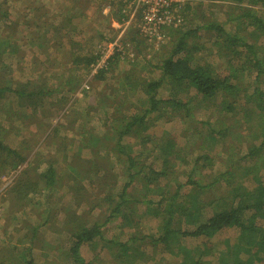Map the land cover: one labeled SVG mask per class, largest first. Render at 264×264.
Instances as JSON below:
<instances>
[{"label":"trees","instance_id":"1","mask_svg":"<svg viewBox=\"0 0 264 264\" xmlns=\"http://www.w3.org/2000/svg\"><path fill=\"white\" fill-rule=\"evenodd\" d=\"M208 1L218 6L216 2L220 0ZM226 1L232 2L228 7L234 9V13L228 9L225 19L203 15L200 22L194 24L195 21H187L184 13L186 21L181 26L166 30L168 40L166 38L161 46L155 45L157 49L152 56L144 55L147 64L139 69L131 63L133 66L116 77L117 85L110 86L114 95H103L100 105L106 114L111 108L107 117L110 127L104 130L103 136L91 134L90 138L82 139L79 151H75L73 156L76 164L72 165V160L67 166L72 173L79 172L73 180L80 176L81 181L115 167L113 160L107 161L110 162L109 165L106 163L107 169L98 164V157L105 160L109 155L102 156L97 149L90 148L87 143L93 140L118 154L116 160L124 164L126 181L115 194L117 174L114 173L115 180L105 181L108 189L100 200L92 198L84 183L78 186L68 184L74 196L78 192L83 195L80 201L76 199L78 205L84 201L93 210H100V217L92 220L76 213L71 229V246L66 252L69 264H92L81 253L83 244L93 243L97 237L104 239L102 229L118 220L121 228L135 229L125 241L104 239L112 250L113 260H118L119 264H133L137 258L144 259L146 256L140 252L137 243L145 239L151 240L154 246L161 245L166 252L179 254L178 264H264V15L258 10V7L264 8V0ZM190 6L191 3L186 4L185 10ZM121 8L117 9L120 14L117 21L120 23L127 18L124 13L126 5ZM211 12L215 10L211 9ZM45 26L48 32L55 24L45 22ZM47 32L42 38L43 44L52 41L48 39ZM204 36H207V41H202ZM136 37L137 31L131 39ZM126 39L127 36L123 40ZM69 43L72 51L65 64L72 69L88 70L102 57L101 51H84L77 42L71 40ZM146 48H137V52L142 55ZM6 51L7 47L0 48V57ZM123 54L124 51H117L107 63L116 64ZM1 64L2 60L0 68ZM106 67L107 64L98 69L95 77L104 79ZM7 68L5 65L0 71L4 77L0 76V97L14 94L21 100V106L29 107L27 102L37 104L39 98L54 93L47 84L37 87L34 85L37 83L32 81H3ZM143 69L151 74L158 71L159 76H147L141 73ZM74 82L68 79L60 86H71ZM164 84L170 86L169 92L166 97H161L159 91ZM137 93L143 95L133 100ZM203 108L213 109L216 121L198 119L197 112ZM176 116L187 122L181 132L185 139L183 144L171 133L162 136L149 133L157 120L170 121ZM72 129L73 126L67 128L62 123L50 124L49 129L61 135V145L55 150L66 151V160L72 158L69 147L73 145L74 138L63 132ZM127 138H133V141H126ZM138 145L141 148L137 149ZM244 146L246 150H243ZM85 148H90L94 157L78 162ZM0 152L13 155L20 162L30 154L28 151L27 156H22L18 149L9 148L1 141ZM83 162L90 163L89 170ZM62 164L58 159H48L46 169L37 171L35 175L43 177L42 183L23 180L27 174L24 169L19 183L14 184L9 193L11 197L14 195L13 206L20 207V204L30 202L32 196L43 192L40 191L41 186L43 190L55 187L57 176L65 169H61ZM94 180L88 182L93 183ZM141 207H144L143 211H140ZM143 215L157 220V235H141L139 228ZM229 228L238 230L241 242L232 244L229 252L222 253L218 263L205 260L204 256L210 250L208 245L203 250L201 246L189 248L180 242L181 237L187 236L211 239ZM242 249L248 253L245 259L240 256ZM32 256L33 245L30 243L21 254L11 255L14 262L9 264H34ZM226 256L231 259L226 260ZM0 264H5L1 257Z\"/></svg>","mask_w":264,"mask_h":264},{"label":"rangeland","instance_id":"2","mask_svg":"<svg viewBox=\"0 0 264 264\" xmlns=\"http://www.w3.org/2000/svg\"><path fill=\"white\" fill-rule=\"evenodd\" d=\"M124 1L126 0H0V12L4 13L0 15V40L2 41L0 48L3 50L7 47L5 54L0 57L2 60L0 71L4 69L5 65L8 67L3 81L21 83L32 81L37 83L34 84L37 87L47 84L49 88L54 89L53 94L42 99L39 98L40 101L37 104L27 102L30 108L25 105L21 106V100L14 94L7 93L0 97V141L8 145L9 148L18 149L22 156H27L28 151L30 153L24 162H20L18 158L14 159L13 155L0 152V257L5 264L14 262L10 258L11 255L21 254L24 247H29L30 243L33 245L34 264H69L66 252L71 246V229L76 213L83 214L85 219L92 220L100 217V210L98 208L93 210L84 201L78 205L76 199L80 201L83 195L78 192V195L74 196L73 192L68 189V184L72 183L78 186L84 183L89 193H92V198L97 197L100 200L104 191L108 189L105 181L115 180L114 173L117 174L115 194L120 191L126 181V176L123 173L124 164L116 160L118 154L112 149H104L101 143H96L93 140L87 143L90 148L97 149L102 156L106 153L109 155V158L105 159L106 161L102 157H98V164L107 169L106 163L109 165L113 160L115 167L108 168L112 172L103 171L100 175L96 173L92 175L91 179L83 181L80 180V176L73 180L79 172L72 173V169L67 166L68 161L73 160L74 152L79 151L82 139L90 138L91 134L103 136L104 130L109 126L110 122L107 117L111 108L107 109L109 113L106 114L102 110L100 102L104 94L114 95L110 86L117 85L116 77L133 64L141 69L147 64L144 55L150 57L157 49V46L149 43L140 35L138 27L141 16L137 11L133 12L132 8H127L124 10L127 18L123 20V16L122 23L117 21L120 18L117 9L126 5ZM188 3H191V6L189 9L186 8L187 10L184 9V13L187 21H195L194 24L199 23L204 16L225 19L229 12L228 9L234 13V9L228 7L232 4L231 1H217L218 6L211 5L208 0H188ZM258 8H260L258 9L259 13L264 15V8ZM102 9L106 10L108 15L104 16ZM211 9L215 12L212 13ZM121 12L123 13L122 8ZM75 13H79V18L73 22L75 29L72 25L68 29V22L74 19ZM132 13H134L133 17ZM48 18H51L50 23L52 24H54L52 18L56 19L55 23L58 20L61 21L59 24H63V27L55 30L56 27L51 26L47 37L53 39L51 42L43 44L42 38L48 30L45 21L49 22ZM124 21L126 24H123ZM118 24L121 25L118 26ZM103 27L105 28L101 31ZM135 31H137V37L132 40ZM126 36L127 39L124 41ZM206 37L204 36L202 41H207ZM117 38L121 43L128 44L127 50L119 57L120 61L116 64L109 65L107 61L104 62L108 65L105 69L107 72L104 73V79L96 78L91 72V68L81 71L68 68V66L63 68L59 65L60 61L64 63V60L67 62L69 59L72 51L71 43H69L71 40L82 46L84 51L95 52L97 50L106 53L111 41L114 42ZM146 46V50L140 55L137 48L144 49ZM13 49L15 52H12ZM116 52L114 51V53ZM135 52H137V56ZM204 57L214 59L211 56L204 55ZM141 73L155 78L159 76L158 71L151 74L147 69H143ZM68 79L75 81L74 84L61 87L60 84L66 83ZM72 87L74 88L71 90ZM169 87L168 84H164L159 95L166 97ZM142 95L137 93L133 95L132 99L136 100L138 96ZM32 107H36L35 110H31ZM215 113L213 109L203 108L197 112V118L216 121ZM57 123H62L67 128L74 127L72 130L63 132L68 134L71 139L74 138L73 145L69 147L71 159L68 157L66 160L64 157L66 151L55 150V147L61 145V135L49 129L50 124L52 126ZM186 126L187 122L178 116L170 121L160 119L153 123L149 133L157 136L171 133L183 144L185 139L181 132ZM81 133L84 135H80ZM48 135H51V138ZM129 140L133 141V138H127L126 141ZM235 145L239 146V144ZM246 146L243 147V150H246ZM90 148L81 151V157L77 159L78 162H82V159L86 158L93 159L94 156L91 154ZM136 148L141 147L138 145ZM48 159H58L59 162H63L61 169L65 167L61 171L62 174L56 178V186L50 187V190H43V186L40 185V191L43 192L32 196L30 202L22 203L20 207L13 206L14 195L12 194L11 197L9 193L12 186L19 183L22 171L26 169L27 173L25 177H22L23 180L31 179V181L42 183L43 177L35 175L37 171L43 172L46 169ZM17 164L19 165L16 166ZM73 164H76L75 160H73ZM83 166L90 169V163L83 162ZM79 168H83L81 164ZM186 169L189 168L186 167ZM183 176H180V179ZM93 179H95L93 183L88 182ZM210 194L211 191L208 195ZM140 209L143 211L144 207ZM120 222V220L114 221L102 229L105 240L114 238L125 241L129 233L135 231L133 227L121 228ZM156 226V219L143 215L139 228L141 235H157L159 232ZM181 238V244L189 248L201 246L200 248L204 250L205 245H208L209 254H206L204 258L215 263L219 262L222 253L229 252L232 244L241 242L240 233L235 228L224 229L211 239L206 236ZM104 239L97 237L95 242L83 244L81 248L83 257L92 264H119L118 260H113L112 250ZM137 247L146 257H144L145 260L137 258L133 264H178L180 262L179 254L166 252L164 247L154 246L149 239L139 241ZM240 256L245 259L248 253L242 249ZM230 259L226 256V260Z\"/></svg>","mask_w":264,"mask_h":264},{"label":"built area","instance_id":"3","mask_svg":"<svg viewBox=\"0 0 264 264\" xmlns=\"http://www.w3.org/2000/svg\"><path fill=\"white\" fill-rule=\"evenodd\" d=\"M124 2L126 9L132 8L133 12L137 11L140 14L138 31L145 40L154 45H161L166 40V30L169 27H179L185 22L184 9L188 0H126ZM133 15L134 13L132 17ZM123 24H126L125 21ZM126 46L128 44L121 43L118 38L114 42L111 41L108 51L102 52L98 63L91 66V72L96 74L98 69L106 66L104 62L114 54V51H125Z\"/></svg>","mask_w":264,"mask_h":264},{"label":"crops","instance_id":"4","mask_svg":"<svg viewBox=\"0 0 264 264\" xmlns=\"http://www.w3.org/2000/svg\"><path fill=\"white\" fill-rule=\"evenodd\" d=\"M102 12H103V15L104 16H106V15H108V13H106L107 11L106 10H104L103 11V9L101 10ZM47 15V14H46ZM76 16V17H75ZM73 20H71V22L69 21L68 22V29H70V25H72V27H73V29H75V27H74V24H73V22L77 19V18H79V13H75L74 15H73ZM50 19L51 18H48L47 20L49 21V22H47V21H45V22H47L48 24H52V23H50ZM52 22H54V24H57V25H55L54 27H57V28H59V29H61L62 27H63V24H59L61 21H59L58 20V22L57 23H55L56 22V19L55 18H52ZM115 22V21H114ZM114 24V23H113ZM99 27H101L100 25H99ZM105 27H103V28H101V31H103V29H104ZM48 33H49V31L46 33V35H48ZM48 39H50V40H52L53 38L51 37V38H48ZM67 61H68V59H67ZM66 62H65V60H64V63H62V61H60L59 62V65L61 66V67H63L64 68V66L65 67H67L68 66V68L70 67L69 66V64H65ZM67 70V69H66ZM81 71H84V69H80Z\"/></svg>","mask_w":264,"mask_h":264}]
</instances>
